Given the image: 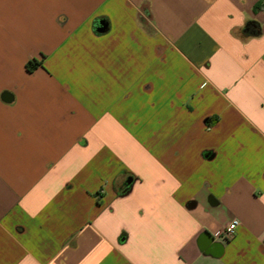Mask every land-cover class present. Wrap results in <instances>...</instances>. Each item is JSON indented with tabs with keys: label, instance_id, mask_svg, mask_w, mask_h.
<instances>
[{
	"label": "crops",
	"instance_id": "1",
	"mask_svg": "<svg viewBox=\"0 0 264 264\" xmlns=\"http://www.w3.org/2000/svg\"><path fill=\"white\" fill-rule=\"evenodd\" d=\"M0 264H264V0H0Z\"/></svg>",
	"mask_w": 264,
	"mask_h": 264
},
{
	"label": "built area",
	"instance_id": "2",
	"mask_svg": "<svg viewBox=\"0 0 264 264\" xmlns=\"http://www.w3.org/2000/svg\"><path fill=\"white\" fill-rule=\"evenodd\" d=\"M239 224H240V220L238 218H235L232 221H230L221 232H217L216 235L221 236L225 239H230L234 236Z\"/></svg>",
	"mask_w": 264,
	"mask_h": 264
},
{
	"label": "trees",
	"instance_id": "3",
	"mask_svg": "<svg viewBox=\"0 0 264 264\" xmlns=\"http://www.w3.org/2000/svg\"><path fill=\"white\" fill-rule=\"evenodd\" d=\"M261 4V3H260ZM141 11L148 17V18H150L151 19V17H152V12H151V9H150V6H149V4L147 3V2H145V3H143L142 4V6H141ZM140 20L142 21V23H144L146 26H148L149 24H148V22H147V18L140 12ZM38 64V62H36V61H33V60H31L30 62H29V67L31 68V67H34V66H36ZM210 120V118L208 119V121Z\"/></svg>",
	"mask_w": 264,
	"mask_h": 264
},
{
	"label": "water",
	"instance_id": "4",
	"mask_svg": "<svg viewBox=\"0 0 264 264\" xmlns=\"http://www.w3.org/2000/svg\"><path fill=\"white\" fill-rule=\"evenodd\" d=\"M106 26H107V24L104 22V21H101L100 23H99V30H105V28H106Z\"/></svg>",
	"mask_w": 264,
	"mask_h": 264
}]
</instances>
